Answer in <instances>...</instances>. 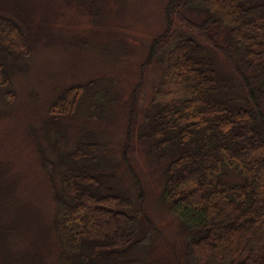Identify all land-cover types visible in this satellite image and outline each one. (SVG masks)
<instances>
[{
  "label": "trees",
  "instance_id": "1",
  "mask_svg": "<svg viewBox=\"0 0 264 264\" xmlns=\"http://www.w3.org/2000/svg\"><path fill=\"white\" fill-rule=\"evenodd\" d=\"M164 14L145 60L163 58V101L145 116L140 136L164 165L161 203L197 264H264V0H168ZM30 52L18 23L0 15V89L11 84L8 63ZM212 54L225 60L242 94L227 91ZM93 84L67 88L49 106L50 121L73 115L87 93L97 118L109 95L92 93ZM4 96L11 102L15 94L8 88ZM79 145L54 193L59 261L132 264L126 255L138 240L128 199L94 154L95 139L83 136Z\"/></svg>",
  "mask_w": 264,
  "mask_h": 264
},
{
  "label": "rangeland",
  "instance_id": "2",
  "mask_svg": "<svg viewBox=\"0 0 264 264\" xmlns=\"http://www.w3.org/2000/svg\"><path fill=\"white\" fill-rule=\"evenodd\" d=\"M167 1L0 0V15L18 23L31 47L27 58L8 63L14 100L4 96L8 88L0 89V264H62L54 193L83 136L98 143L94 154L112 168V183L135 218L138 244L126 260L197 264L180 222L161 203L164 165L140 139L145 116L163 101V58L145 60L164 30ZM212 56L227 91L242 94L225 60ZM88 82L92 93L109 95L103 112L91 117L87 93L73 115L50 121L54 100Z\"/></svg>",
  "mask_w": 264,
  "mask_h": 264
}]
</instances>
